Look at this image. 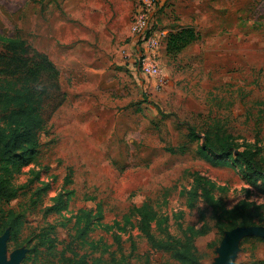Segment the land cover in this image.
<instances>
[{
  "label": "rangeland",
  "instance_id": "rangeland-1",
  "mask_svg": "<svg viewBox=\"0 0 264 264\" xmlns=\"http://www.w3.org/2000/svg\"><path fill=\"white\" fill-rule=\"evenodd\" d=\"M139 14L155 32L168 35L177 24L201 31L199 54L186 64L164 55L161 39L162 87L141 72L142 47L131 30ZM124 18L136 47L123 58L130 41ZM0 33H19L46 53L68 94L41 135L38 155L14 175L21 190L8 207L25 225L17 243L4 234L7 263L20 253L19 264H60L86 227L83 218L79 225L81 210L93 217L87 240L73 247L89 255V264L101 254L93 253L96 242L106 251L101 264H115L113 257L179 264L152 250L133 215L145 202L154 210L156 239L204 232L195 240L200 264L218 263L229 232L264 228L262 181L252 184L241 164L202 150L207 131L241 150L264 147V0H0ZM182 69L200 80L185 84ZM188 126L196 129L194 140ZM43 233L54 239L53 251L40 247ZM262 239L242 238L235 264H264Z\"/></svg>",
  "mask_w": 264,
  "mask_h": 264
},
{
  "label": "trees",
  "instance_id": "trees-1",
  "mask_svg": "<svg viewBox=\"0 0 264 264\" xmlns=\"http://www.w3.org/2000/svg\"><path fill=\"white\" fill-rule=\"evenodd\" d=\"M153 24L149 31L153 29ZM199 38L200 33L194 26L177 24L164 42L167 57H177ZM67 99L68 94L61 84V71L46 53L38 50L19 33L11 36L0 33V237L8 232L9 242H19L25 225L22 213L8 207L21 190L14 182V175L21 173L36 158L41 147V135L47 131L53 117ZM188 128L189 138L194 140L197 137L196 129L193 126ZM202 150L216 158V161L232 160L241 164L246 178L252 184L260 180L264 185V147L256 145L241 150L218 132L207 131L203 134ZM133 215L140 217L143 232L154 252H168L179 264H200L195 240L204 232L188 229L179 236L168 235L166 239H156L151 231L154 210L150 203L134 207ZM92 217V211L79 212V225L83 218L87 228L79 230L76 239L87 240ZM76 239L61 252L60 264H89V255L81 256L73 247ZM100 244H94L93 253L101 254L93 264H101L104 260L106 251ZM42 246L53 251L55 241L49 234L43 233L40 237ZM113 261L115 264H129L124 257H113ZM140 264H150V261L147 259Z\"/></svg>",
  "mask_w": 264,
  "mask_h": 264
},
{
  "label": "built area",
  "instance_id": "built-area-1",
  "mask_svg": "<svg viewBox=\"0 0 264 264\" xmlns=\"http://www.w3.org/2000/svg\"><path fill=\"white\" fill-rule=\"evenodd\" d=\"M151 1V4L154 3ZM150 18L146 19L145 15L139 14L134 17L131 30L134 38L142 47L140 55L141 72L147 78H156L160 80L158 87L166 84L164 78V68L159 49L161 48V39L165 41L167 34L155 32L154 27L149 31L151 25Z\"/></svg>",
  "mask_w": 264,
  "mask_h": 264
},
{
  "label": "water",
  "instance_id": "water-1",
  "mask_svg": "<svg viewBox=\"0 0 264 264\" xmlns=\"http://www.w3.org/2000/svg\"><path fill=\"white\" fill-rule=\"evenodd\" d=\"M249 236H260L264 238V228H238L229 232L222 243L220 249L221 258L217 264H235L238 242L242 238ZM6 240L7 238L4 235L0 238V264H19L25 254L15 253L9 263L5 261Z\"/></svg>",
  "mask_w": 264,
  "mask_h": 264
},
{
  "label": "crops",
  "instance_id": "crops-1",
  "mask_svg": "<svg viewBox=\"0 0 264 264\" xmlns=\"http://www.w3.org/2000/svg\"><path fill=\"white\" fill-rule=\"evenodd\" d=\"M125 10L126 9H123V11H125ZM126 19L127 18H124V22H123V38L124 39L130 38V41H129V44H126L125 46H123V58L125 56L132 55V52L134 51V48L136 47V42H135L134 38L131 37L132 36L131 35V32L130 33H126L127 31L126 32L124 31V25L127 24V22H128ZM183 26H191V25L188 24V25H183ZM197 31L200 33L199 40H197L193 44H191L188 47H186L182 51V53L179 54V58H178L179 60L177 59L178 62L176 64H179V63L186 64V62L189 63V60L191 58L198 56V54H199V49H198L199 47H198V45L201 43V37H202V35H201V31H199L198 29H197ZM163 50H164L163 51L164 52V55L167 56V53H166V44L163 46ZM169 58H171V57H169ZM181 71H182V74H180L179 76L184 81V83L186 82L185 84H187V85L188 84L193 85V83H195V82H197V81L200 80V77L197 78V79H195V77H192L191 74L184 75V73H186V72L189 71L188 69H186V70L185 69H182ZM134 72H135V73H133L135 75L134 79L137 82V85L138 86H141L142 83H141V81L137 77L139 75V73H138L137 70H135ZM194 80H195V82H193ZM151 88L153 89V87H151Z\"/></svg>",
  "mask_w": 264,
  "mask_h": 264
}]
</instances>
